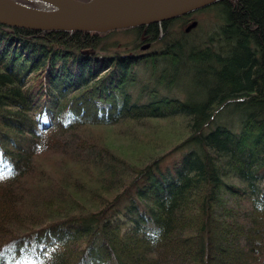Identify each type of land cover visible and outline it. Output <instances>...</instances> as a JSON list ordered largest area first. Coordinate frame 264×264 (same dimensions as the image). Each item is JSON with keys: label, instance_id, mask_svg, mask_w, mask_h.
Segmentation results:
<instances>
[{"label": "trees", "instance_id": "obj_1", "mask_svg": "<svg viewBox=\"0 0 264 264\" xmlns=\"http://www.w3.org/2000/svg\"><path fill=\"white\" fill-rule=\"evenodd\" d=\"M127 31L126 50L110 43ZM9 253L264 264V0L104 33L0 23V264Z\"/></svg>", "mask_w": 264, "mask_h": 264}, {"label": "water", "instance_id": "obj_2", "mask_svg": "<svg viewBox=\"0 0 264 264\" xmlns=\"http://www.w3.org/2000/svg\"><path fill=\"white\" fill-rule=\"evenodd\" d=\"M0 0V23L34 30H78L104 33L178 17L218 0ZM39 3L50 7L40 6ZM195 25V24H192ZM190 27L187 28V30ZM149 44L143 45L148 49Z\"/></svg>", "mask_w": 264, "mask_h": 264}, {"label": "rangeland", "instance_id": "obj_3", "mask_svg": "<svg viewBox=\"0 0 264 264\" xmlns=\"http://www.w3.org/2000/svg\"><path fill=\"white\" fill-rule=\"evenodd\" d=\"M40 6H45V7H50L49 5L47 4H43V3H39ZM211 11H206V12H201V13H196L195 14V18L199 20L200 22V25L203 24L206 26V29H210V27H214L216 26L215 23L216 21V18L213 17V13H210ZM214 12V11H213ZM216 15V14H215ZM178 27V26H177ZM199 28V27H198ZM212 29V28H211ZM127 33V34H126ZM108 39L110 40V43H114V44H117V48L119 50H126L128 48V46L130 45L129 43L131 41H133L135 39V36L130 33L129 31L127 32H124V33H121V32H116V34H113L111 36L108 37ZM160 45V42L156 44V46H159ZM195 85L194 84H191V83H187L186 81H183L181 83V85L177 86L176 88H174V90H172V92L170 93L171 95L172 94H176V95H179L182 99L184 97H186V94L189 92V90L191 88H194ZM163 91V90H162ZM163 93H165V91H163ZM169 93V92H167ZM152 94V92H151ZM152 97H150V99L154 100V99H158L159 97H155L154 95H151ZM144 100L145 99H149L146 95L143 96ZM226 114V113H225ZM230 115V114H228ZM232 118V116L230 117ZM218 120H224L223 117H220ZM184 151H180V152H177L175 153V155H179V154H182ZM233 256H231L230 260L231 261H234L235 260V257L234 256V260L232 258ZM236 259H238V257H236ZM15 260L12 259V256L10 255V253L7 255L6 257V263L5 264H14ZM83 264H90V263H83ZM111 264H114V263H111Z\"/></svg>", "mask_w": 264, "mask_h": 264}, {"label": "flooded vegetation", "instance_id": "obj_4", "mask_svg": "<svg viewBox=\"0 0 264 264\" xmlns=\"http://www.w3.org/2000/svg\"><path fill=\"white\" fill-rule=\"evenodd\" d=\"M144 26V25H143ZM143 32H145V29L143 30ZM143 47V46H142ZM147 50V49H146Z\"/></svg>", "mask_w": 264, "mask_h": 264}]
</instances>
